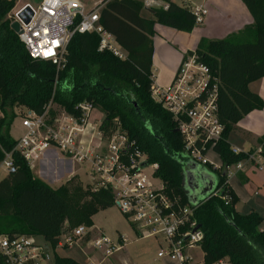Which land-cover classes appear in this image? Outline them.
Masks as SVG:
<instances>
[{"label": "trees", "instance_id": "obj_1", "mask_svg": "<svg viewBox=\"0 0 264 264\" xmlns=\"http://www.w3.org/2000/svg\"><path fill=\"white\" fill-rule=\"evenodd\" d=\"M163 1L167 8L147 12L142 0H103L100 21L115 35L126 57L100 51L98 33L76 32L68 44L67 63L59 70L51 61L30 56L9 17L17 0H0V162L11 152L16 168L0 180V221L11 224L0 234L41 235L56 249L63 232L81 224L93 226L94 215L114 205L109 189L92 191L87 186L85 190L80 184L52 187L14 149L17 140L11 135V126L15 108L24 106L42 113L51 100L70 113H76L79 102L93 100L106 115V128L119 118L123 129L149 153L150 161L159 163L157 175L168 191L183 204L191 202L184 181L183 137L172 114L152 97V37L156 23L191 32L197 21L190 4ZM243 2L255 21L245 29L250 35L203 37L195 49L221 80L219 116L225 128L222 137L210 145L224 167L248 157L250 151H233L229 136L245 115L264 108V99L250 87L264 77V0ZM259 142L264 147V135ZM216 175L214 191H221L199 200L195 210L204 232L205 263L228 259L230 264H264V216L254 210L238 212L239 198L225 169L217 170ZM226 193L232 196L228 204L223 199ZM0 264H6L1 252ZM55 264L86 263L55 253Z\"/></svg>", "mask_w": 264, "mask_h": 264}, {"label": "built area", "instance_id": "obj_2", "mask_svg": "<svg viewBox=\"0 0 264 264\" xmlns=\"http://www.w3.org/2000/svg\"><path fill=\"white\" fill-rule=\"evenodd\" d=\"M142 1L149 10L168 7L160 0ZM104 5L100 1L89 8L80 0H42L37 6L26 3L9 17L12 23H20L17 33L30 56L51 61L61 70L67 63L68 44L76 32H96L100 36V51L109 50L119 58L126 57L115 35L100 21ZM27 6L31 7L33 15L26 23L19 13ZM191 9L197 24L202 23L208 10L203 5H194ZM220 85L219 76L201 61L196 50L186 52L168 86L155 81L152 84V97L177 122L184 143L181 153L186 163H195L199 172L204 169L216 173L222 169V165L209 157L213 151L210 144L222 137L225 128L219 116ZM74 109L76 113H70L53 100L42 113L26 108L22 113L25 132L16 139L14 149L45 179L51 177L49 167L57 162L62 168L71 165L72 176L83 169L91 180L87 185L92 191L101 188L112 191L114 205L130 222L136 237L159 241L155 264H206L199 253L203 251L204 232L195 216L200 201L183 204L178 196L168 191L157 175L159 163L150 161L149 153L123 129L119 118L106 128V115L93 100H83ZM232 149L235 153L243 152L235 146ZM245 160L264 170L263 144L250 151L246 159L224 167L228 178L243 169ZM3 166L8 173L16 170L11 152L6 154ZM58 175L56 171L55 179ZM217 184L216 179L214 190ZM214 190L205 198L221 191ZM223 199L228 204L232 196L226 193ZM82 241L104 257L125 249L130 242L127 235L115 240L105 234L94 237L92 226L81 224L63 232L58 246L69 247ZM0 252L6 264H51L54 259L53 248L28 234H0ZM89 258L91 264H97L90 255Z\"/></svg>", "mask_w": 264, "mask_h": 264}, {"label": "crops", "instance_id": "obj_3", "mask_svg": "<svg viewBox=\"0 0 264 264\" xmlns=\"http://www.w3.org/2000/svg\"><path fill=\"white\" fill-rule=\"evenodd\" d=\"M41 1L42 0H40V3ZM80 1L89 8H92L95 6V4L103 0H95L92 6L88 5L87 0ZM160 1L162 4H166L165 1ZM173 1L180 4L179 0ZM183 2L188 3L191 6L203 5L208 10V12L205 15L204 21L200 24H197L191 32L181 31L167 25L156 23V33L152 37L154 45L152 71L155 83L161 86L168 85L174 80L186 52H188L189 50H195L203 37L224 38L227 36H248L252 32L245 29L249 26H252L255 22L252 13L248 9L247 5L243 2V0H194V5L192 3L193 0H184ZM18 3L19 0H17L16 6L18 5ZM26 3H24L23 5H25ZM23 5H21L20 7H22ZM16 6L14 7V9L16 8ZM19 8H17L16 10H18ZM14 9L12 12L16 11ZM146 11L150 12L149 9H146ZM154 66H158L161 72L159 73L160 70H157L158 74H156V69L154 68ZM250 87L253 91L258 92L264 99V77L252 82L250 84ZM263 135L264 108L254 109L247 115H245L236 124V128L233 132H231L229 136V141L232 146L238 147L242 151L248 152L253 151L260 146L259 139ZM213 154L218 157V160L216 158L211 159L213 161L215 160L216 163L218 162L219 164H221V156L215 151L213 152ZM57 164L60 163L55 162L54 166H56ZM1 166H3V161L0 162V167ZM66 167L67 168H64L63 171H60L58 179H55L54 177L55 172L57 171L55 168L53 170L51 168L49 173L51 177L49 179H45L44 177L40 176L37 171H34V173L45 180L52 187L57 188L60 186V182L63 179L67 180L72 177V166L67 165ZM260 173L264 174V170L259 169L254 162L245 160L243 162V169L237 171L235 175V177H239L238 181L240 182L232 184L230 183V178L232 177L228 178V183L237 194L239 201H241L242 199V188H244V183L247 182L252 176L259 175ZM255 194L259 195V192H255ZM236 209L238 210L237 206ZM253 210L259 212L262 215L259 206H255L254 208L252 207L251 211ZM261 228H264V222L261 225ZM92 230L94 232L95 230H97V227L93 225ZM36 238L37 240L38 238H42L43 241H39L40 243H45L49 247L53 248L43 236L36 235ZM73 246H58L56 249H53L54 259L53 261H51V264L55 263V253H58L62 256H70L65 250H68ZM88 259H90L89 256ZM108 259H110V257L103 256V260H101V262L99 260L97 264H105ZM224 260L221 261L223 262V264H225ZM88 264H91V262Z\"/></svg>", "mask_w": 264, "mask_h": 264}, {"label": "rangeland", "instance_id": "obj_4", "mask_svg": "<svg viewBox=\"0 0 264 264\" xmlns=\"http://www.w3.org/2000/svg\"><path fill=\"white\" fill-rule=\"evenodd\" d=\"M88 5L92 6L93 2L95 0H87ZM180 4H184V0H179ZM26 2H30L34 4V6H37L40 3V0H19L18 5L14 10L19 8L21 5H23ZM194 5V0H193ZM156 69L155 73L158 74L157 70H160L158 66H154ZM161 70L159 71V73ZM169 85V84H168ZM165 85V86H168ZM26 107L19 106L15 108L16 112V118L11 126V135L15 139H17L19 136L24 134L25 128L22 124V113ZM214 151H211L209 153V157L212 159H217L213 154ZM215 161V160H214ZM216 163V161H215ZM217 164H219L217 162ZM55 163H52L49 168H52V170L55 168L59 173L60 171H63L64 168H62L60 165L54 166ZM221 168H224L223 161L221 164ZM37 171V170H36ZM80 173H78L75 176H72L69 179H63L60 182V185L68 184V186L72 187L75 184H80L85 190L87 189V182L91 181L87 174H85L83 169L78 170ZM210 174L209 180H207V183L204 185L203 188L199 190L198 193V199H204L207 197L210 192L214 189L216 185V173L212 170H208ZM7 170L3 166L0 167V180L3 179L7 175ZM236 175V174H235ZM235 175L231 176L230 183L236 184L240 181H238L239 177H235ZM59 184V183H58ZM57 185V184H56ZM255 192H259V195H256ZM192 204L193 201H191ZM238 207V210L242 214H247L252 210V207L259 206L261 209L262 216H264V174L260 173L259 175L252 176L247 182L244 183V188H242V199L238 202L236 205ZM94 219V225L97 227V230L94 231V237H96L99 234H105L109 238L115 240L120 235H127L129 237V244L126 245L125 249L115 252L112 256H109L110 259L107 260L105 264H155L156 262V256L157 251L159 247V241L154 238H141L138 239L132 229V226L130 222L126 219V217L121 213V211L118 209L117 206L113 205L112 207L102 209L98 213H96L93 217ZM11 224L8 223L7 220L1 219L0 221V230L4 231L7 230L8 227L10 228ZM38 241H43L42 238H38ZM83 242V243H82ZM80 244L76 243L72 248L65 250L67 253L83 262V263H90L91 260L88 259V256L90 255L91 258L96 262H101L103 260V255L99 251L92 250V248L86 246V241H82ZM201 254V257L204 256V252L201 250L199 251ZM110 260V261H109ZM225 264H230L228 259L224 260ZM55 264V263H54ZM167 264H172L170 262H167ZM219 264V263H217Z\"/></svg>", "mask_w": 264, "mask_h": 264}, {"label": "water", "instance_id": "obj_5", "mask_svg": "<svg viewBox=\"0 0 264 264\" xmlns=\"http://www.w3.org/2000/svg\"><path fill=\"white\" fill-rule=\"evenodd\" d=\"M32 15H33V11L29 6L22 9L19 13L20 18L26 23L30 21ZM12 28L16 32H18L20 29V23L19 22L12 23ZM197 175H199V178ZM209 178H210V174L208 170L203 169V171L199 172V169L197 168L195 163L189 162L187 164V168L184 173V181H185V186L189 191L190 200L193 201V203L197 204L199 202V199L197 198L199 190L204 187V185L207 183V180H209Z\"/></svg>", "mask_w": 264, "mask_h": 264}]
</instances>
